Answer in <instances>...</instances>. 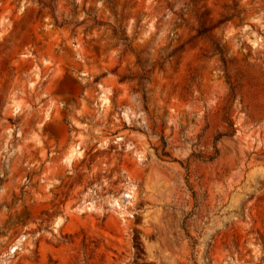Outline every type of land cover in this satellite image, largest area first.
Instances as JSON below:
<instances>
[{"label":"rangeland","instance_id":"rangeland-1","mask_svg":"<svg viewBox=\"0 0 264 264\" xmlns=\"http://www.w3.org/2000/svg\"><path fill=\"white\" fill-rule=\"evenodd\" d=\"M0 264H264V0H0Z\"/></svg>","mask_w":264,"mask_h":264},{"label":"bare ground","instance_id":"bare-ground-1","mask_svg":"<svg viewBox=\"0 0 264 264\" xmlns=\"http://www.w3.org/2000/svg\"><path fill=\"white\" fill-rule=\"evenodd\" d=\"M104 101L107 102L108 97H104ZM78 153H80V152H79V148L77 145L70 147V151L68 152V155H67V160L71 161L73 159V157Z\"/></svg>","mask_w":264,"mask_h":264},{"label":"trees","instance_id":"trees-1","mask_svg":"<svg viewBox=\"0 0 264 264\" xmlns=\"http://www.w3.org/2000/svg\"><path fill=\"white\" fill-rule=\"evenodd\" d=\"M223 60L225 61V59L223 58ZM164 154H166V155H169V153H167V151H165V153Z\"/></svg>","mask_w":264,"mask_h":264}]
</instances>
